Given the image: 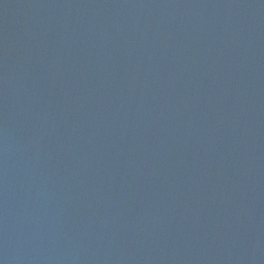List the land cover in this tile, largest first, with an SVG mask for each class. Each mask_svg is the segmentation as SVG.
<instances>
[{
  "label": "water",
  "instance_id": "95a60500",
  "mask_svg": "<svg viewBox=\"0 0 264 264\" xmlns=\"http://www.w3.org/2000/svg\"><path fill=\"white\" fill-rule=\"evenodd\" d=\"M0 264H264V0H0Z\"/></svg>",
  "mask_w": 264,
  "mask_h": 264
}]
</instances>
